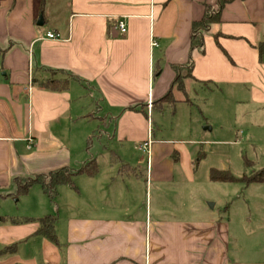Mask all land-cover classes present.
<instances>
[{
	"label": "crops",
	"instance_id": "obj_1",
	"mask_svg": "<svg viewBox=\"0 0 264 264\" xmlns=\"http://www.w3.org/2000/svg\"><path fill=\"white\" fill-rule=\"evenodd\" d=\"M219 1L0 0V216L58 219L57 243L38 223L2 224L0 264H264L232 252L230 223L207 219L194 189L170 188L197 185L195 142L158 138L151 119L192 105L174 85L189 68L186 93L215 86L264 107V0H225L191 49ZM92 161L97 173L59 186L56 205L39 184L17 196L16 179Z\"/></svg>",
	"mask_w": 264,
	"mask_h": 264
},
{
	"label": "rangeland",
	"instance_id": "obj_2",
	"mask_svg": "<svg viewBox=\"0 0 264 264\" xmlns=\"http://www.w3.org/2000/svg\"><path fill=\"white\" fill-rule=\"evenodd\" d=\"M217 10L212 9L211 14ZM179 76L186 84L191 78L190 68ZM227 94L228 91L221 93L215 86H195L189 94H180L181 98L188 97L192 105L182 104L177 110L167 105L163 111L158 107L151 119L158 138L195 142L188 146L195 153L197 185L173 184L170 188L183 190L182 193L194 189L201 198L205 215H213L207 219L230 223L232 252L252 255L253 262H260L264 261V183H214L208 178L212 168L230 171L240 179L264 169V107L256 106L247 96L236 100ZM140 156L139 175L146 181L148 152L143 151ZM149 200L150 195H142L141 202L146 203L144 209ZM51 202L56 205V199ZM24 217L32 216L16 218Z\"/></svg>",
	"mask_w": 264,
	"mask_h": 264
},
{
	"label": "trees",
	"instance_id": "obj_3",
	"mask_svg": "<svg viewBox=\"0 0 264 264\" xmlns=\"http://www.w3.org/2000/svg\"><path fill=\"white\" fill-rule=\"evenodd\" d=\"M225 0H220L218 3V11L221 10V8L224 6ZM212 9L208 8L206 11L205 17L200 22H195L193 24V37L191 42V49L199 48L202 44V39L197 34L199 31H207L208 28L215 22H218L220 20V16L217 12H215L213 15ZM260 58H264V42L261 43L258 46ZM45 87H61L65 86L58 82H46L43 84ZM179 91H181L183 94H186V86L183 80H181V77L178 76L175 84H174ZM165 100L170 101V103H175L176 101L172 98L171 93L168 94V96L165 98ZM98 166L97 164L92 161L88 164H86L80 171L73 172L69 168H62L57 171L50 172L49 174H43L38 175L33 179H24L19 180L16 179L15 182L18 186L17 196H24L26 195L30 188L34 184L41 185L44 193L51 199V201H54L57 196V189L61 185H71L74 184V178L78 174H87L89 176H93L97 173ZM210 179L212 182H239L242 181L246 185H250L253 183H264V169L258 171L257 173L253 174L250 177H244L242 179L235 177L230 171H221L217 169H212L210 171ZM12 222V223H38L39 227L36 231V235H41L49 238L52 242L57 243V237L55 232L57 217L54 215H48L41 218H13L8 216H0V226L4 223ZM8 249H12L8 248Z\"/></svg>",
	"mask_w": 264,
	"mask_h": 264
},
{
	"label": "built area",
	"instance_id": "obj_4",
	"mask_svg": "<svg viewBox=\"0 0 264 264\" xmlns=\"http://www.w3.org/2000/svg\"><path fill=\"white\" fill-rule=\"evenodd\" d=\"M117 28L119 29V31H120L122 34H126V33H127V26H126V24H125L123 21L118 23ZM48 36H49V38H51V39H58V38H59L58 36H56L55 34H52V33L48 34ZM153 46H154V47H158V43L154 41V42H153ZM149 108H152V103H151V102L149 103ZM149 145H150L149 142H148V143H145V144L142 146V149H144V150H148V149H149Z\"/></svg>",
	"mask_w": 264,
	"mask_h": 264
},
{
	"label": "water",
	"instance_id": "obj_5",
	"mask_svg": "<svg viewBox=\"0 0 264 264\" xmlns=\"http://www.w3.org/2000/svg\"><path fill=\"white\" fill-rule=\"evenodd\" d=\"M43 22H44V21H43V17L41 16L40 19H39L38 25H39V26H42V25H43Z\"/></svg>",
	"mask_w": 264,
	"mask_h": 264
}]
</instances>
